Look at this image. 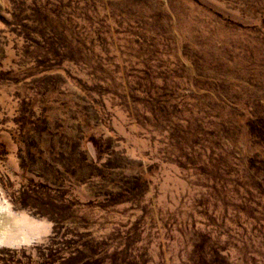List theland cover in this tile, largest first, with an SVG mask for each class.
<instances>
[{"label": "rangeland", "instance_id": "1", "mask_svg": "<svg viewBox=\"0 0 264 264\" xmlns=\"http://www.w3.org/2000/svg\"><path fill=\"white\" fill-rule=\"evenodd\" d=\"M1 219L0 264H264V0H0Z\"/></svg>", "mask_w": 264, "mask_h": 264}, {"label": "bare ground", "instance_id": "2", "mask_svg": "<svg viewBox=\"0 0 264 264\" xmlns=\"http://www.w3.org/2000/svg\"><path fill=\"white\" fill-rule=\"evenodd\" d=\"M1 221H2V219H1ZM3 223H4L3 221L0 223V236H1V234H2V229L5 228V225H4ZM6 226H7V224H6ZM8 228H9V227H8ZM4 231H5V230H4Z\"/></svg>", "mask_w": 264, "mask_h": 264}]
</instances>
